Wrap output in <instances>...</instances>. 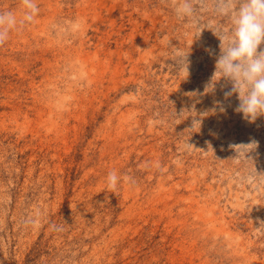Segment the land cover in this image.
Listing matches in <instances>:
<instances>
[{
    "label": "rangeland",
    "instance_id": "1",
    "mask_svg": "<svg viewBox=\"0 0 264 264\" xmlns=\"http://www.w3.org/2000/svg\"><path fill=\"white\" fill-rule=\"evenodd\" d=\"M35 2L0 44V264H264V115L225 96L214 0Z\"/></svg>",
    "mask_w": 264,
    "mask_h": 264
},
{
    "label": "clouds",
    "instance_id": "2",
    "mask_svg": "<svg viewBox=\"0 0 264 264\" xmlns=\"http://www.w3.org/2000/svg\"><path fill=\"white\" fill-rule=\"evenodd\" d=\"M25 9L22 19L14 11L0 12V44L5 43L18 24L32 22L39 12L35 0H22ZM177 18L197 19L198 10L206 9L205 0H175ZM212 10L227 17L231 27L227 32L218 27L214 32L221 41V54L216 60V72L232 83L225 96L237 94L236 111L254 121L264 115V0H214ZM115 171L108 174L110 188L119 182Z\"/></svg>",
    "mask_w": 264,
    "mask_h": 264
}]
</instances>
